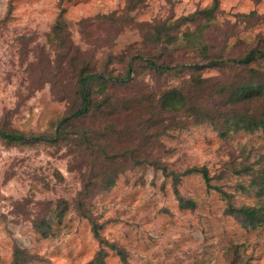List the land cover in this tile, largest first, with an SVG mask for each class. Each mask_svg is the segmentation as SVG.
Listing matches in <instances>:
<instances>
[{"label": "rangeland", "instance_id": "374dc122", "mask_svg": "<svg viewBox=\"0 0 264 264\" xmlns=\"http://www.w3.org/2000/svg\"><path fill=\"white\" fill-rule=\"evenodd\" d=\"M134 1L0 0V128L53 134L69 110L81 61L96 71L123 72L130 57L147 52L145 23L187 15L212 0ZM59 15L68 49L49 37ZM204 36L208 52L223 58L264 49V0H219ZM194 55L175 50L166 62L188 65L200 59ZM133 62L131 81L107 91L111 114L88 122L91 142L0 138V264H10L16 247L34 256L29 264H91L101 247L105 264H264V126H229L234 114L264 119V95L228 105L217 126L198 122L186 111L158 109L164 90L187 85L186 66L159 74ZM250 65L264 81V61ZM237 68L201 70L209 80L196 89L198 103L221 101L217 91L236 78ZM109 125L114 131L101 138ZM98 144L114 159L106 165L116 173L107 189L97 184L104 166ZM191 167H205L209 184L221 191L199 173L172 180ZM86 181L94 182L86 209L100 238L115 248L100 243L74 207ZM179 196L194 206H181ZM240 207L258 210L257 220L232 212ZM41 220L49 223L46 234L38 229Z\"/></svg>", "mask_w": 264, "mask_h": 264}, {"label": "trees", "instance_id": "16d2710c", "mask_svg": "<svg viewBox=\"0 0 264 264\" xmlns=\"http://www.w3.org/2000/svg\"><path fill=\"white\" fill-rule=\"evenodd\" d=\"M133 0H126L128 6H131ZM142 0H135L140 2ZM219 7V0H212L210 5L196 9L187 15H181L174 19H163L159 22H149L144 24L143 40L147 52L138 53L130 57L125 64L123 72L115 73L112 69L104 67L100 71L92 69L87 63L80 62V67L77 69L74 77V84L71 87V103L69 110L55 122L53 134H29L23 132L4 130L0 128V138L8 143L18 142H38V141H53L67 140L69 137L80 136L82 140L88 141L91 139L92 129L88 122L96 114L110 115L113 110L112 98L107 91L118 87L126 86L135 73L134 60L139 59L144 62L145 68L157 72L159 74L170 72H180L177 66H186L189 71L186 86H174L164 90L158 100V109L167 114L177 115L180 112H188V116L198 122L208 121L214 126L220 122L223 109L228 105L243 104L247 100L252 101L264 95V81L259 77V73L255 68L251 67L255 61H264V49L254 47L238 58H223L222 56H214L208 52V46L205 42V32L210 29L215 21ZM253 11H251V14ZM51 41H57L59 47L69 48L70 40L65 30V21L61 15L56 19L51 33L49 34ZM264 39V36H263ZM156 50L158 51L155 53ZM175 50L183 52H193L200 59L189 63H177L170 65L166 62V58L171 57ZM194 55V56H195ZM111 60V58H109ZM124 60V59H121ZM237 68L235 70L236 78L229 84L223 85L217 91L221 97V101H213L206 105H200L197 101L196 89L204 87L209 78L201 76V70L204 68ZM239 69L247 72V74L239 75ZM118 102V101H117ZM232 103V104H231ZM232 126L235 130L246 129L255 130L264 126L263 118H254L250 115H233ZM113 126L109 125L107 133H102L104 138ZM225 131H222L224 134ZM91 142V140H90ZM92 145V144H91ZM93 146V145H92ZM99 146L101 164L103 169L100 173L98 183L102 188L107 189L114 184L116 177L115 171H110L106 165L109 161L114 160L103 146ZM89 148V147H88ZM199 173L207 185L210 177L205 167H191L185 169L182 173L172 175V180L177 182L180 175ZM94 176V175H92ZM97 177L96 175L94 176ZM101 180V181H100ZM96 182V181H95ZM90 181L83 182L81 189L77 193L74 200V207L78 213L88 218L92 224L94 236L100 243L108 245L110 248H115L113 243H108L101 239L98 233L97 224L92 219L90 212L86 209V203L93 195L94 188ZM211 188L221 191L217 186L210 185ZM176 194L177 190L175 189ZM181 206H194L192 199H184L178 197ZM63 209L66 208V202L63 201ZM58 216H62L63 211L58 208ZM232 212H240L251 221H256L258 210L249 207H240L232 209ZM38 229L43 234H46L49 229V223L41 220ZM104 248L101 247L91 264L104 263ZM34 260V256L28 251L16 247L13 250L10 264H29Z\"/></svg>", "mask_w": 264, "mask_h": 264}]
</instances>
